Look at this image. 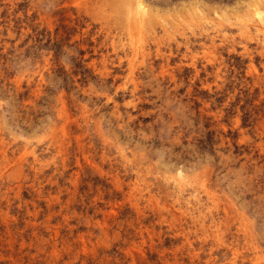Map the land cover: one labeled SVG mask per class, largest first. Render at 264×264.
<instances>
[{
	"label": "rangeland",
	"instance_id": "obj_1",
	"mask_svg": "<svg viewBox=\"0 0 264 264\" xmlns=\"http://www.w3.org/2000/svg\"><path fill=\"white\" fill-rule=\"evenodd\" d=\"M129 1L0 0V264H264V0Z\"/></svg>",
	"mask_w": 264,
	"mask_h": 264
},
{
	"label": "bare ground",
	"instance_id": "obj_2",
	"mask_svg": "<svg viewBox=\"0 0 264 264\" xmlns=\"http://www.w3.org/2000/svg\"><path fill=\"white\" fill-rule=\"evenodd\" d=\"M127 12L129 14V22H131L135 28H138V30L143 28L144 20L148 19V15H150L148 9L144 5L143 0H130L128 3ZM256 15L258 18H260V11H256Z\"/></svg>",
	"mask_w": 264,
	"mask_h": 264
}]
</instances>
